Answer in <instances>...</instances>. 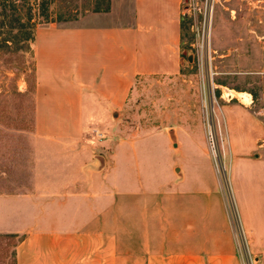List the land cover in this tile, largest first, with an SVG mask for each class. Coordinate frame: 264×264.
I'll return each mask as SVG.
<instances>
[{
  "label": "crops",
  "instance_id": "0c3cea01",
  "mask_svg": "<svg viewBox=\"0 0 264 264\" xmlns=\"http://www.w3.org/2000/svg\"><path fill=\"white\" fill-rule=\"evenodd\" d=\"M183 1L109 0L83 23L37 25L31 189L0 194L15 264H264V126L248 105L217 116L233 216L202 125L168 128L175 144L168 129L117 136L102 155L86 132L138 78L180 72Z\"/></svg>",
  "mask_w": 264,
  "mask_h": 264
},
{
  "label": "rangeland",
  "instance_id": "374dc122",
  "mask_svg": "<svg viewBox=\"0 0 264 264\" xmlns=\"http://www.w3.org/2000/svg\"><path fill=\"white\" fill-rule=\"evenodd\" d=\"M108 6L109 0H0V194L31 189L32 43L37 25L80 24ZM182 14L180 72L138 78L123 108L113 110L116 116L110 115L108 122L91 126L86 132L102 155L101 142L111 144L117 136L121 139L202 125L210 150L208 135L214 137L213 148L218 152L213 158L215 169L233 216L224 165L226 139L217 116L220 118V107L241 102L264 126V0H184ZM97 134H102V139ZM158 142L160 138L152 136L144 143L152 146ZM261 144L264 150V142ZM19 240L14 234H0V264H15Z\"/></svg>",
  "mask_w": 264,
  "mask_h": 264
},
{
  "label": "water",
  "instance_id": "95a60500",
  "mask_svg": "<svg viewBox=\"0 0 264 264\" xmlns=\"http://www.w3.org/2000/svg\"><path fill=\"white\" fill-rule=\"evenodd\" d=\"M182 60H183V59L181 58V65H182V62H183ZM187 60L190 61L191 58L188 57ZM111 116H112L113 118L116 116V113H115L113 110L111 111ZM167 132H168V134L170 135L173 144H175V139H174V135H173V129H168Z\"/></svg>",
  "mask_w": 264,
  "mask_h": 264
},
{
  "label": "built area",
  "instance_id": "2783aa9c",
  "mask_svg": "<svg viewBox=\"0 0 264 264\" xmlns=\"http://www.w3.org/2000/svg\"><path fill=\"white\" fill-rule=\"evenodd\" d=\"M97 137L99 138V139H102V134H97ZM208 139H210V141H211V145H212V148H211V151L213 152V153H215V149L213 148L214 147V137H213V135H211V134H209L208 135Z\"/></svg>",
  "mask_w": 264,
  "mask_h": 264
},
{
  "label": "bare ground",
  "instance_id": "6f19581e",
  "mask_svg": "<svg viewBox=\"0 0 264 264\" xmlns=\"http://www.w3.org/2000/svg\"><path fill=\"white\" fill-rule=\"evenodd\" d=\"M236 94V96H240V94H238V93H235ZM234 97V96H233ZM245 99V98H244Z\"/></svg>",
  "mask_w": 264,
  "mask_h": 264
}]
</instances>
